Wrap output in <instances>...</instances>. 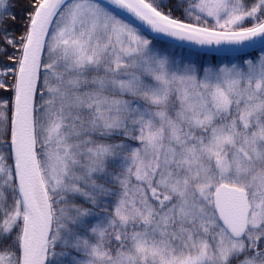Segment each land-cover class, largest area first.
<instances>
[{
	"label": "snow or ice",
	"instance_id": "1",
	"mask_svg": "<svg viewBox=\"0 0 264 264\" xmlns=\"http://www.w3.org/2000/svg\"><path fill=\"white\" fill-rule=\"evenodd\" d=\"M0 264H264V0H0Z\"/></svg>",
	"mask_w": 264,
	"mask_h": 264
}]
</instances>
